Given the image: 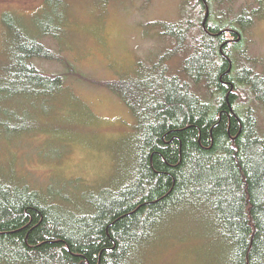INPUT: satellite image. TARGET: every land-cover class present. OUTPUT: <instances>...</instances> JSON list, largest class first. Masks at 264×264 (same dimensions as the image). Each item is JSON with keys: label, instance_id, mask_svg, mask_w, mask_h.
Wrapping results in <instances>:
<instances>
[{"label": "trees", "instance_id": "obj_1", "mask_svg": "<svg viewBox=\"0 0 264 264\" xmlns=\"http://www.w3.org/2000/svg\"><path fill=\"white\" fill-rule=\"evenodd\" d=\"M182 1L179 20L158 22L170 42L154 61L126 77H81L109 87L135 117L123 182L90 189L70 178L33 187L0 156V264H134L182 211L205 218L212 238L222 236L228 264H264V131L253 104L264 100V84L247 54L238 62L244 50L227 32L241 34L235 20L243 23L246 11L227 21L213 16L221 0ZM44 4L49 17L30 22L1 15L0 112L20 108L19 97L61 89L64 73L42 62L72 65L44 41L64 34L66 1ZM171 55L180 57L175 70L165 62ZM0 125V141L23 130ZM53 187L61 188L54 199Z\"/></svg>", "mask_w": 264, "mask_h": 264}, {"label": "rangeland", "instance_id": "obj_2", "mask_svg": "<svg viewBox=\"0 0 264 264\" xmlns=\"http://www.w3.org/2000/svg\"><path fill=\"white\" fill-rule=\"evenodd\" d=\"M65 1L68 13L64 14V34L45 37L44 41L72 65L41 63L46 71L64 73L59 91L19 97V101L23 100L20 108L2 102L6 107L0 112V119L23 130L0 141V156L5 167L11 162L16 175L33 187L46 188L49 183L59 186L70 178L82 179L90 189L118 186L127 174L124 169L131 153L130 134L135 117L109 87L81 77H126L135 74L141 63L154 61L170 42L160 34L158 22L179 20L186 3ZM44 6V0H0V18L11 12L30 22L41 15ZM45 11L50 12L49 7ZM243 11L245 21L238 23L237 15ZM213 16L227 21L237 19L241 29L238 47L245 51L237 60H247V54L250 73H264V0H221ZM3 36L0 21V60L6 41ZM5 47L8 49V42ZM165 62L174 70L181 63L180 57L172 55ZM253 104L257 106L260 130L264 131V100ZM15 109L18 117L8 116ZM31 123L32 127L27 128ZM54 193H61V188L51 189L53 199ZM211 231L201 215L182 211L164 224L161 238L147 246L134 264H228V246L221 235L212 238Z\"/></svg>", "mask_w": 264, "mask_h": 264}, {"label": "flooded vegetation", "instance_id": "obj_3", "mask_svg": "<svg viewBox=\"0 0 264 264\" xmlns=\"http://www.w3.org/2000/svg\"><path fill=\"white\" fill-rule=\"evenodd\" d=\"M227 32H233L232 34L234 35V37H236V35H237V37H239V38L241 37L240 32H238V31H237L236 29H234V28H231V27L228 28V31H227ZM234 32H235V33H238L239 35H238V34H235ZM230 38H233V37L231 36ZM239 38H238V39H239ZM239 40H240V39H239ZM239 40H238V41H239ZM259 74L262 76V83L264 84V73H259Z\"/></svg>", "mask_w": 264, "mask_h": 264}, {"label": "water", "instance_id": "obj_4", "mask_svg": "<svg viewBox=\"0 0 264 264\" xmlns=\"http://www.w3.org/2000/svg\"><path fill=\"white\" fill-rule=\"evenodd\" d=\"M206 17H207V9H206V13H205L204 19H203V21H202V26H204V23H205ZM238 38H239V37H237L236 40H238ZM220 50H221V46H220Z\"/></svg>", "mask_w": 264, "mask_h": 264}]
</instances>
